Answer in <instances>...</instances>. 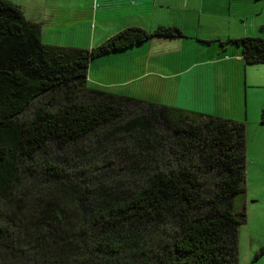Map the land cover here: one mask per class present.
Returning a JSON list of instances; mask_svg holds the SVG:
<instances>
[{
    "label": "trees",
    "instance_id": "obj_1",
    "mask_svg": "<svg viewBox=\"0 0 264 264\" xmlns=\"http://www.w3.org/2000/svg\"><path fill=\"white\" fill-rule=\"evenodd\" d=\"M181 37L127 28L92 48L46 45L0 0L1 264H237L245 124L86 83L93 61ZM228 43L264 65V38Z\"/></svg>",
    "mask_w": 264,
    "mask_h": 264
},
{
    "label": "crops",
    "instance_id": "obj_2",
    "mask_svg": "<svg viewBox=\"0 0 264 264\" xmlns=\"http://www.w3.org/2000/svg\"><path fill=\"white\" fill-rule=\"evenodd\" d=\"M50 3L48 17L25 18L41 26L42 42L46 27L71 26L79 17L86 19L88 47L74 48L96 47L127 28L175 27L183 34L91 62L88 88L245 125L252 103L253 124L264 127V65H246L237 45H220L264 38V0H72L62 6L67 11ZM227 108L231 117L221 113Z\"/></svg>",
    "mask_w": 264,
    "mask_h": 264
},
{
    "label": "rangeland",
    "instance_id": "obj_3",
    "mask_svg": "<svg viewBox=\"0 0 264 264\" xmlns=\"http://www.w3.org/2000/svg\"><path fill=\"white\" fill-rule=\"evenodd\" d=\"M17 5L26 19L38 20L49 16L50 2H56V9L61 11L68 9L63 4L72 0H8ZM60 1V2H58ZM46 3V4H45ZM70 8V7H69ZM79 17V16H78ZM70 25H51L43 31V42L53 43L59 46H87V27L85 20ZM50 21V19H47ZM49 23V22H48ZM60 30H64L60 32ZM256 104L248 105V120L246 122V154H245V188L244 198L235 199V208L243 209L246 214L244 224L238 230V262L237 264H264V253L256 257L264 247V127L253 124L255 113L252 111ZM218 112V111H217ZM231 110L221 112L231 117ZM1 264V262H0Z\"/></svg>",
    "mask_w": 264,
    "mask_h": 264
}]
</instances>
